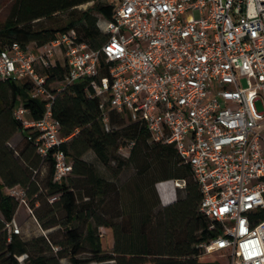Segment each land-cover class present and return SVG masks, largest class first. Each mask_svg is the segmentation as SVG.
Here are the masks:
<instances>
[{"label":"built area","instance_id":"2783aa9c","mask_svg":"<svg viewBox=\"0 0 264 264\" xmlns=\"http://www.w3.org/2000/svg\"><path fill=\"white\" fill-rule=\"evenodd\" d=\"M102 1L113 19H99L108 38L98 47L71 28L43 44L0 48V80L29 82L28 96L44 102L38 119L21 99L13 111L27 139L42 162L52 155L54 182L67 178L72 162L61 145L68 138L53 103L86 80L89 96L101 99L105 127L109 111L126 112L146 125L150 141L173 144L189 165L199 210L219 232L199 245L203 254L264 264V110L256 106L264 105V0ZM56 63L66 71L52 82L45 72ZM133 145L118 153L128 157ZM3 191L35 219L26 188ZM6 227L21 233L15 218Z\"/></svg>","mask_w":264,"mask_h":264},{"label":"trees","instance_id":"16d2710c","mask_svg":"<svg viewBox=\"0 0 264 264\" xmlns=\"http://www.w3.org/2000/svg\"><path fill=\"white\" fill-rule=\"evenodd\" d=\"M67 11L64 25L37 26ZM96 13L113 19L112 7L102 0H14L0 27V48L13 41L23 47L30 42L43 44L71 28L81 40L98 47L108 34L99 28ZM65 71L56 63L45 73L53 82L62 80ZM30 87L26 81L0 80V264H63V259L67 264H219L200 260L203 250L199 245L219 232L208 228L209 220L199 210V185L173 144L150 141L146 125L131 120L126 112L109 111L105 127L101 99L89 96L87 81L82 80L53 103L61 135L68 138L61 148L72 162V173L56 183L52 155L42 162L13 116L19 99L34 119L42 116L44 102L28 96ZM126 119L128 125L117 127ZM16 131L23 141L12 148L8 141ZM129 141L134 145L129 156L123 157L118 149ZM88 152L111 171L112 178L102 176L85 158ZM126 167L135 174L118 184L116 179ZM179 180L184 185L175 186ZM17 184L26 188L29 207L45 234L26 239L22 231L17 234L6 227L19 203L3 188ZM53 196L56 200L50 202ZM100 227L113 232L111 251L102 246Z\"/></svg>","mask_w":264,"mask_h":264},{"label":"rangeland","instance_id":"374dc122","mask_svg":"<svg viewBox=\"0 0 264 264\" xmlns=\"http://www.w3.org/2000/svg\"><path fill=\"white\" fill-rule=\"evenodd\" d=\"M13 2H14V0H0V27L6 21ZM91 4L92 3L80 5L76 8V10H83V9L89 7ZM96 16L99 19H103V17L100 14L96 13ZM68 18H69V11L57 13L50 18L43 19L42 21H40L37 24V26L56 28V27L64 25L67 22ZM256 106L258 107L259 110H261V111L264 110V105H263V102L261 100H258L256 102ZM128 124H129V120L126 119L122 125L118 124L117 127L126 126ZM22 141H23V135L21 134L20 131H16L14 133V135L8 141V146H10L12 148H17L22 143ZM85 158L94 163V165L97 167L99 173L102 176H104L106 178H112L111 171L107 170L96 159L93 152H88L85 155ZM134 174H135V170L133 168H131V167L123 168V170L121 171V173L117 177L116 181L118 182V184H122V183L126 182L127 180H129L130 178H132L134 176ZM175 186H176V184H175ZM176 191L178 192V189ZM27 203L29 205L28 199H27ZM14 218H15L17 224L20 225L21 231H22L21 235L24 238L28 239V238H31V237L37 235V234H40L39 232L36 231L37 224L33 221L34 218H32V216L28 212L25 205H23V204L19 205V207H18V209L14 215ZM32 221L34 222V224L31 223ZM34 225H36V227ZM99 232H100L101 242H102V246H103L104 250L105 251H111L113 249V242H114L112 230L110 228L100 227ZM200 260H202V261L212 260V261L218 262L219 264H229V260H228L227 256H225L222 253L203 254L200 257ZM67 262H68L67 259L62 260L63 264H67Z\"/></svg>","mask_w":264,"mask_h":264},{"label":"crops","instance_id":"0c3cea01","mask_svg":"<svg viewBox=\"0 0 264 264\" xmlns=\"http://www.w3.org/2000/svg\"><path fill=\"white\" fill-rule=\"evenodd\" d=\"M32 218H33V217H32ZM33 221L36 223V220H35V219H34ZM33 221H32L31 223L34 224ZM36 224H37V223H36ZM34 226L36 227V225H34ZM36 231L39 232V233L41 234V233H43L44 230H43V229L37 224Z\"/></svg>","mask_w":264,"mask_h":264},{"label":"bare ground","instance_id":"6f19581e","mask_svg":"<svg viewBox=\"0 0 264 264\" xmlns=\"http://www.w3.org/2000/svg\"><path fill=\"white\" fill-rule=\"evenodd\" d=\"M176 186H178V184H176Z\"/></svg>","mask_w":264,"mask_h":264}]
</instances>
